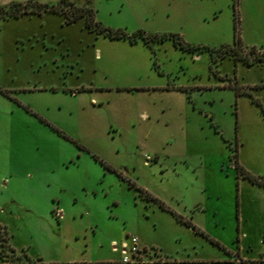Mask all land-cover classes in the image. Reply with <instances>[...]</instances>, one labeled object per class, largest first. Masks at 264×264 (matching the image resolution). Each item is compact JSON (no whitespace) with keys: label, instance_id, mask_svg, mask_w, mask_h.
I'll return each instance as SVG.
<instances>
[{"label":"rangeland","instance_id":"1","mask_svg":"<svg viewBox=\"0 0 264 264\" xmlns=\"http://www.w3.org/2000/svg\"><path fill=\"white\" fill-rule=\"evenodd\" d=\"M17 1L26 0H0V6ZM72 1L91 8L106 28L175 33L204 45L232 44L236 20L243 50L264 46V0ZM202 10L206 22L199 17ZM43 15L0 21V264H120L112 245L138 234L171 250L194 243L202 251L201 239L154 205L147 209L134 198L137 188L105 170L100 160L127 170L137 185L171 207L191 205L202 197L201 180L184 164L185 172L176 176L167 144L180 137L173 109L186 100L163 89L172 87L175 76L186 81L195 75L194 83L210 89L244 87V81L264 77V67L250 69L241 62L235 67L229 56L210 67L208 53H193L197 59H192L169 41L152 48L141 40L111 41L90 32L83 18L68 24L63 15ZM206 97L220 109L225 139L236 141L250 165L263 167L264 125L248 97L236 105L220 92ZM142 108L158 109L160 123L142 121ZM154 134L160 139V168L142 166L146 153L153 158L154 152L140 142ZM222 169L219 176L208 170L207 185L224 193L217 203L234 210V169ZM212 231L220 237L233 232ZM175 236L182 238L175 242ZM204 249L217 252L209 242Z\"/></svg>","mask_w":264,"mask_h":264},{"label":"crops","instance_id":"2","mask_svg":"<svg viewBox=\"0 0 264 264\" xmlns=\"http://www.w3.org/2000/svg\"><path fill=\"white\" fill-rule=\"evenodd\" d=\"M211 14L214 18H217L215 17V9L211 11ZM207 16V12H204L203 10L199 15L200 19L204 22L208 20ZM37 17L42 19L44 15L22 16L17 19L0 21L4 23L11 20L19 21L25 18L31 19ZM167 42L168 41H165L164 43ZM162 44L163 43H159L157 45L160 46ZM172 46L182 54L189 55L192 59H197V57H192V53L184 52L176 48L173 44ZM260 49H264V46H261ZM238 65H240V63H237V66ZM263 67L264 62L248 68L262 71ZM169 75L171 74L169 73ZM175 77L172 87L169 89H163V91L168 93H179L184 97L183 99H185L186 102L183 106L179 107V109H173V111L178 112L177 114L180 118L178 121L180 122V137L176 136L173 141L166 143L171 145L170 154L173 156L172 168L176 172V176L185 172L181 170L183 164L186 168H192L193 174L201 180L200 194H202V197L198 198V200L191 205H188L187 203L184 204L183 207L180 203H177V206L174 208L167 204L162 198H159L157 194L153 195L147 191L145 189L148 188L147 186L143 185L145 187H142L137 185V182L132 179L133 177L128 173H125L127 170L124 171L119 165L105 162L110 169H106L101 165L110 173L116 174L122 179V181L130 183L135 189L137 188L136 191L138 190L139 192H137L138 194L135 195L134 198H139L147 209L154 205L159 211L169 214L171 219L179 223L180 226H184L190 235H192L191 232H193L196 239H201L200 248L202 251H196V245H194V243L189 246L186 244L182 251H178V249L171 250L166 243L160 242L156 238H151L144 234L135 235L138 239L140 248L144 251L143 256L146 262L145 264H264V189L250 183L241 175H238L235 164L230 157L234 154V150L236 149V159L238 164L246 171L255 176H260L263 179L264 166L255 168L250 165V161L247 162L245 159L241 158V151H239L236 141L232 143L225 139V134L219 124V113L217 114L220 109L215 110V107H213L215 101L210 100L212 103H209V97H206V95L215 92L222 93V96L224 94L230 95L233 97L235 105L239 99L246 96L248 97L250 104L256 110L257 117L261 120L263 125L264 114L259 106L252 103L250 96H236L233 87L224 88L223 86H214L210 89L206 88L207 85L201 84L198 80H196L195 83L193 82V80L199 79L198 75H195L186 81L179 80L178 76ZM236 80H238L237 77ZM243 86L247 87L252 96L257 98L264 107V77L258 76L253 79L251 78L248 82L244 81ZM179 87L187 88L188 91H181L178 89ZM39 90L45 91L46 89L43 88ZM149 90L148 87L147 90H142L141 92L145 93ZM156 111H158L156 108H149L147 111L142 108L139 111V116L142 121H144L145 118L146 121H150L152 125H154V123H160L161 120L158 112L155 114ZM238 115L239 109L235 107L234 116L237 120L239 119ZM148 139L149 140L144 138L140 143L143 148L152 150L154 155L152 158L149 153H146L142 166L150 167L151 164H153L154 167L158 166L160 168L161 161L158 154L160 150L158 149V147H160L159 135H149ZM232 147L234 149H232ZM225 165L226 168L230 165L234 169L233 179L235 181V188L232 193L234 196V210L231 209V206H225L222 202L217 203L216 200L223 198L222 196L224 193L215 188L209 189L207 185L206 177L208 175V170L211 169V171L219 176V174L223 172L222 167ZM133 169L135 170V167ZM152 176H155V171H153ZM215 196H217V198L210 202V198ZM152 199H157L163 203L167 209L162 208ZM177 216H180L184 222L189 223L192 227L187 226L184 222H180L177 219ZM194 229L198 230V233ZM217 229H221L222 231L232 229L233 232L230 236L220 237L212 231ZM199 232L203 233L204 236ZM180 238L182 237L175 236V242L176 240L178 242ZM126 239H128V236ZM210 239L217 242L220 247L212 244L209 241ZM206 242L211 243L212 246L217 249L215 254L204 249ZM191 250H194V253H191Z\"/></svg>","mask_w":264,"mask_h":264},{"label":"trees","instance_id":"3","mask_svg":"<svg viewBox=\"0 0 264 264\" xmlns=\"http://www.w3.org/2000/svg\"><path fill=\"white\" fill-rule=\"evenodd\" d=\"M44 13H52L56 15H63L65 17V22L70 24L78 21L79 19H84L85 27L93 32L97 36H103L111 41H128L130 44L134 45L140 40L143 44L152 48L153 44L164 43L165 41H171L172 44L188 53H208L210 57V67L218 59H224L226 56L232 58V62L236 67L238 62H241L246 67H251L254 65H259L264 62V49L258 51L257 48L251 47L249 52L243 50V46L240 42L239 37L237 36V21L235 20L234 25V40L232 44H222L219 46H208L200 44H192L186 42L179 34L175 33H147L143 30H137L134 33H127L122 29H110L103 26L99 21L96 20L94 12L89 7H82L77 5L72 0H59L55 4L42 3L37 0H26L24 2H13L7 6H0V20H10L17 19L22 16L30 15H42ZM181 91H186L184 87L178 88ZM233 89L236 92V96L239 95H248L251 98L252 103H255L259 106L264 114V107L260 101L253 97L249 92L247 87L235 86ZM1 92V89H0ZM78 148H81L80 145L76 144ZM237 157V150H234V154ZM232 156L230 159H232ZM235 158L234 164L237 170L238 175H241L243 178L247 179L250 183L260 186L264 189V179L260 176H255L250 172L246 171L242 166H240ZM100 164L106 168L110 169L103 161L100 160ZM141 191V190H140ZM142 192V191H141ZM154 202L158 203L162 208L167 209L163 203L157 199H152ZM177 219L180 222H184L180 216H177ZM189 227H192L189 223L184 222ZM197 233L198 230L194 229ZM204 236L203 233L199 232ZM212 244L220 247V245L214 240H209ZM52 264V263H49ZM58 264V263H55ZM69 264H85V263H69Z\"/></svg>","mask_w":264,"mask_h":264},{"label":"built area","instance_id":"4","mask_svg":"<svg viewBox=\"0 0 264 264\" xmlns=\"http://www.w3.org/2000/svg\"><path fill=\"white\" fill-rule=\"evenodd\" d=\"M61 215V213H58ZM129 242H122L119 246L112 245V250L120 254L121 264H145L144 251L140 248L138 239L135 236L128 237ZM151 252V251H150Z\"/></svg>","mask_w":264,"mask_h":264}]
</instances>
